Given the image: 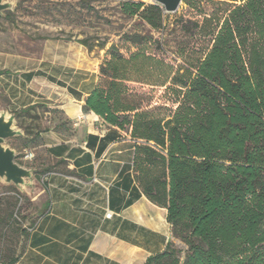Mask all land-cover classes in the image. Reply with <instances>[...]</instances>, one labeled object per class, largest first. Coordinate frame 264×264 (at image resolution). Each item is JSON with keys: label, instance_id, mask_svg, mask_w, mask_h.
Segmentation results:
<instances>
[{"label": "trees", "instance_id": "trees-1", "mask_svg": "<svg viewBox=\"0 0 264 264\" xmlns=\"http://www.w3.org/2000/svg\"><path fill=\"white\" fill-rule=\"evenodd\" d=\"M184 2L196 15L172 21L121 1L158 35L102 46L84 109L129 134L138 184L167 209L172 240L145 264H264V0Z\"/></svg>", "mask_w": 264, "mask_h": 264}, {"label": "crops", "instance_id": "crops-1", "mask_svg": "<svg viewBox=\"0 0 264 264\" xmlns=\"http://www.w3.org/2000/svg\"><path fill=\"white\" fill-rule=\"evenodd\" d=\"M19 63L0 67V91L23 131V165L33 169L35 185L23 191L32 202L28 216L0 264H145L164 251L172 240L167 209L138 184L133 141L84 109L99 64L65 71L44 59L35 68ZM44 107L60 108L63 118L33 119Z\"/></svg>", "mask_w": 264, "mask_h": 264}, {"label": "rangeland", "instance_id": "rangeland-1", "mask_svg": "<svg viewBox=\"0 0 264 264\" xmlns=\"http://www.w3.org/2000/svg\"><path fill=\"white\" fill-rule=\"evenodd\" d=\"M12 3V8L0 15V67L5 63L20 65L19 60L26 68H35L41 59L56 69L67 71L73 65L88 69L97 68L104 56L106 47L112 43H120L124 32L140 30L153 33L150 26L138 17L125 14L121 8L122 0H5ZM152 2V0H145ZM167 13V12H166ZM170 14V20L185 14L193 17L196 11L190 9L182 1L178 10ZM199 17V16H198ZM166 38L169 41V50L182 39L178 31H170ZM86 41L92 47L88 48L81 42ZM149 87L146 86L145 90ZM162 94L158 89L156 96ZM6 98L0 91V113ZM30 113L33 119L40 120L53 116L62 119L60 108L44 107ZM39 122V121H38ZM37 122V126L40 122ZM20 136L8 139L7 144L18 152V161L24 164V143L19 141ZM28 164V163H27ZM34 176L29 186L19 187L13 183H6L0 179V239L4 242L0 246V261L10 257L17 241L18 224L27 217V210L32 203L30 195L25 192L33 187ZM6 228L4 227V225ZM176 245L185 254L186 244L176 239Z\"/></svg>", "mask_w": 264, "mask_h": 264}, {"label": "water", "instance_id": "water-1", "mask_svg": "<svg viewBox=\"0 0 264 264\" xmlns=\"http://www.w3.org/2000/svg\"><path fill=\"white\" fill-rule=\"evenodd\" d=\"M183 0H152L162 5L165 12L178 10ZM12 8V3L0 0V15ZM23 131L16 125L15 117L3 111L0 113V179L6 183H13L19 187L29 186L34 171L18 161V152L7 144L8 139L22 135Z\"/></svg>", "mask_w": 264, "mask_h": 264}, {"label": "built area", "instance_id": "built-area-1", "mask_svg": "<svg viewBox=\"0 0 264 264\" xmlns=\"http://www.w3.org/2000/svg\"><path fill=\"white\" fill-rule=\"evenodd\" d=\"M25 156H26V157H32V156H33V153H31V152H26V155H25ZM106 215H107V217H111L112 213L108 212Z\"/></svg>", "mask_w": 264, "mask_h": 264}]
</instances>
